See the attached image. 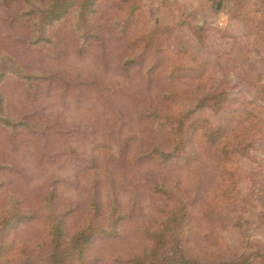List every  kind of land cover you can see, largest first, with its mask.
<instances>
[{"label":"rangeland","instance_id":"374dc122","mask_svg":"<svg viewBox=\"0 0 264 264\" xmlns=\"http://www.w3.org/2000/svg\"><path fill=\"white\" fill-rule=\"evenodd\" d=\"M49 2L0 0V264H49L57 223L102 232L71 264H164L142 259L174 211L164 258L264 264V0H100L44 27Z\"/></svg>","mask_w":264,"mask_h":264},{"label":"trees","instance_id":"16d2710c","mask_svg":"<svg viewBox=\"0 0 264 264\" xmlns=\"http://www.w3.org/2000/svg\"><path fill=\"white\" fill-rule=\"evenodd\" d=\"M99 1L100 0H50L47 7L42 11L39 22L44 27L51 26L54 22L60 21L63 17L67 16L69 12L74 9L79 12L82 18H88L97 10ZM3 79L4 74L2 73V75H0V82H2ZM186 119L187 117H184L179 121H175L174 123V127H176L177 130L176 134L178 135V137H180L179 141H176L177 144H175L174 147L175 152H181L184 150V147L186 145L185 135L189 134L190 129L194 128V125L197 124V122L191 123V121L185 123ZM198 123H203V121H199ZM205 123V125H209V122L207 123L206 121ZM222 128L223 126L221 124H211L210 129L206 130L207 137L209 139H215L216 137H218V132L222 131ZM156 151L158 155L160 154L163 156L164 152L162 150ZM169 157H171V155H169ZM182 211L184 212V210ZM14 213H17L19 215L18 211H12L8 214V216H11L12 214L15 215ZM182 215L183 214L181 213V211H174L163 223V225H161L160 229L155 234V243L153 249L151 250L152 252L148 253L151 256H147L149 257L148 260L142 259L144 261L143 263H150L152 262L154 257L158 256L161 257L162 261H164V264H201L199 261L187 257H179L178 262L176 260L171 261V259L169 258H164V256H166L165 251H170V249L172 250L174 247L181 253L180 255L183 254V252H181L180 250H183L184 246L183 242H181L180 240L179 233L175 234L178 236L176 238H173V244H171V247H169L172 241V236H170V233L174 229L178 231L181 228V222L183 218ZM19 216L22 218V215ZM100 233H102L101 230H99L93 224H90L79 230L72 237L68 238L63 226L60 223L55 224L51 230L52 239H50L51 254L49 264H71L72 261L74 262L76 258L80 260V258L83 257L84 252L87 251L88 246L92 243L93 239L96 238ZM169 240L171 241L168 242ZM219 264L231 263L225 262Z\"/></svg>","mask_w":264,"mask_h":264}]
</instances>
